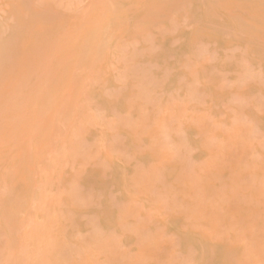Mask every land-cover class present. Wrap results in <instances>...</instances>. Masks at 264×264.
I'll return each instance as SVG.
<instances>
[{
  "label": "bare ground",
  "instance_id": "6f19581e",
  "mask_svg": "<svg viewBox=\"0 0 264 264\" xmlns=\"http://www.w3.org/2000/svg\"><path fill=\"white\" fill-rule=\"evenodd\" d=\"M73 1L0 0V264H264V0Z\"/></svg>",
  "mask_w": 264,
  "mask_h": 264
},
{
  "label": "rangeland",
  "instance_id": "374dc122",
  "mask_svg": "<svg viewBox=\"0 0 264 264\" xmlns=\"http://www.w3.org/2000/svg\"><path fill=\"white\" fill-rule=\"evenodd\" d=\"M68 1H69V0H68ZM70 2H71V0H70ZM75 2H81V4H80V3H75ZM88 2H89L88 0H82V1H81V0H79V1H76V0H75V1H73L72 3L80 4V7H81V5H82L83 7H81V8H84V7L87 5ZM5 6L7 7L8 5H5ZM73 6H74V5H73ZM77 6H79V5H77ZM8 7H9V6H8ZM8 7L5 8V9H8ZM9 30H10V29H8V31H9ZM131 44H132V43H131ZM138 45H139V44H138ZM132 46H134V44H133ZM132 46H128V47L126 48V50H129L130 48H132ZM126 50H125V48H124V51H125V52H126ZM120 53H121V52H120ZM119 61H121V60L118 59V61H117L116 63H119ZM120 64H122V63H120ZM120 64L118 65L119 68H120V66H121ZM117 70H118V69H117ZM18 86H19V85H18ZM15 87H17V86H15ZM16 89H17V88H16ZM9 92H11L12 95H11V93H10L9 95H8V94H7V95H8L9 97H13V95H14L15 93H13L12 91H9ZM8 96H7V97H8ZM14 96H15V95H14ZM9 97H8V98H9ZM8 98H7V99H8ZM235 98H236V97H233V100H234ZM238 98H239V97H238ZM238 98H237V100H235L236 103H237V101H240ZM10 99H12V101H13V98H10ZM9 101H10V100H8V103H10ZM11 103H12V102H11ZM11 103H10V104H11ZM10 104H9V105H10ZM243 118H245V122H246V123H248V122L250 123V121H246V116L243 117ZM247 119H248V118H247ZM256 133H257V132H256ZM256 133H254V135H255ZM257 135H258V134H257ZM258 137H259V136H258ZM258 137L256 136V139H259ZM167 139H170V138L167 137ZM167 139H165V140H167ZM167 141H168V140H167ZM167 141H166V142H167ZM168 142H169V141H168ZM170 142H171V141H170ZM263 142H264V141H263ZM167 144H168V143H167ZM170 145H171V143H170ZM263 149H264V145H263ZM0 153H1V152H0Z\"/></svg>",
  "mask_w": 264,
  "mask_h": 264
}]
</instances>
